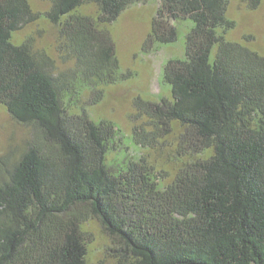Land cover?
<instances>
[{"label":"trees","instance_id":"1","mask_svg":"<svg viewBox=\"0 0 264 264\" xmlns=\"http://www.w3.org/2000/svg\"><path fill=\"white\" fill-rule=\"evenodd\" d=\"M48 1L70 73L13 41L39 15L30 0H0V106L38 132L12 164L0 157V264H91L90 219L114 264H264V54L227 38L230 0H161L152 22L146 45L190 23L185 56L164 67L173 98L137 101L150 127L136 144L157 148L183 128L170 182L147 155L112 166L116 123L73 106L82 88L118 79L110 26L138 0Z\"/></svg>","mask_w":264,"mask_h":264},{"label":"rangeland","instance_id":"2","mask_svg":"<svg viewBox=\"0 0 264 264\" xmlns=\"http://www.w3.org/2000/svg\"><path fill=\"white\" fill-rule=\"evenodd\" d=\"M38 17L23 25L13 33L17 44L30 40L34 51L50 58V70L54 74L72 72L76 62L66 57L61 48V38L57 24L45 13L50 9L48 0H30ZM161 0H138L129 5L111 23L120 63L119 77L113 82H102L93 90L81 89L79 98L73 100L75 110L86 109L90 116L99 121L109 119L116 123L118 136L116 146L108 155L112 166L124 158H138L147 155L158 170L170 182L179 168L177 145L183 128H176L157 148L142 147L134 142L136 128L150 127L137 105L140 97L150 101H160L163 97L173 98L170 85L164 79V67L172 58L185 56V36L189 22H180L179 37L171 43L148 44L152 22L157 15ZM85 11L95 12V6L88 4ZM228 17L235 22L227 32L231 41L243 42L264 54V2L251 8L245 0H230ZM38 134L34 126L15 121L7 108L0 106V157L10 156L9 165L17 160ZM90 233L88 261L97 264H114V243L103 231L96 219L86 223Z\"/></svg>","mask_w":264,"mask_h":264}]
</instances>
